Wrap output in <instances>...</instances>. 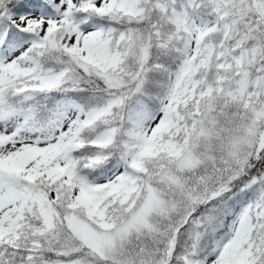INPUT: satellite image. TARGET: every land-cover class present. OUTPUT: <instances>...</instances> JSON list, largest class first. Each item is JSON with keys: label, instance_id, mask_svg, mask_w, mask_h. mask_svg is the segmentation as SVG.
<instances>
[{"label": "snow or ice", "instance_id": "snow-or-ice-1", "mask_svg": "<svg viewBox=\"0 0 264 264\" xmlns=\"http://www.w3.org/2000/svg\"><path fill=\"white\" fill-rule=\"evenodd\" d=\"M0 264H264V0H0Z\"/></svg>", "mask_w": 264, "mask_h": 264}]
</instances>
